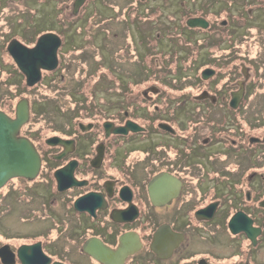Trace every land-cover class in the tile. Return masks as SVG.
<instances>
[{
    "label": "flooded vegetation",
    "instance_id": "af4514ba",
    "mask_svg": "<svg viewBox=\"0 0 264 264\" xmlns=\"http://www.w3.org/2000/svg\"><path fill=\"white\" fill-rule=\"evenodd\" d=\"M141 2H114L117 17L92 18L96 33L125 40L117 69L135 62L125 55L126 37L138 44V73L144 69ZM255 39L252 98L264 96V34ZM143 79L116 83L120 97L74 99L43 139L20 131L41 167L32 179L0 186V264H264V176L257 174L264 132L262 142L251 132L264 127V115L256 111L249 130L237 129L239 114L224 116L234 129L210 114L231 96L164 99L158 83ZM128 121L141 129L117 130Z\"/></svg>",
    "mask_w": 264,
    "mask_h": 264
},
{
    "label": "rangeland",
    "instance_id": "374dc122",
    "mask_svg": "<svg viewBox=\"0 0 264 264\" xmlns=\"http://www.w3.org/2000/svg\"><path fill=\"white\" fill-rule=\"evenodd\" d=\"M73 1L0 0V108L8 114H13L16 103L23 97L27 98L32 105V113L29 124L24 126L21 132L28 134L29 131H26L28 127L39 133L42 139L58 130L62 109L64 106L68 107V104L72 107L74 99L120 97L123 90L119 91L116 83L137 81L136 74L139 69L133 54L135 51L140 57L137 42L126 37L129 54L125 55L128 57L127 60L134 59L135 62H123L122 67L117 69L114 65L120 64L124 59L120 46L125 40H115V37L112 40L108 38L107 32L96 33L92 24L95 15L102 21L109 17L108 13L117 17L120 8L114 2L122 3L125 0H96L94 3L87 0L77 16L72 14ZM211 1L142 0L141 10L145 13V20L141 21V29L151 37L145 43H149L148 46L152 47L154 52L157 50L153 59L160 60L161 65H164L161 79H149V82L145 80V83L149 85L153 81L157 82L161 91L158 97L164 99L193 97L199 85L210 87V90L221 88V98L224 96L230 98V92L241 85L244 87L243 98L247 97V101L237 113L241 117L237 129L249 130L254 113L258 111L264 115V96L257 94V97L252 98L250 90L252 79L250 63H253L251 59H254L255 54L259 55L260 45L255 36L256 33L264 34V8L261 7L262 10L258 11L251 2L242 4L241 1L234 0L233 5L228 6L225 11L221 10L220 2H215L209 8ZM200 4L204 9L199 7ZM57 6H61V12ZM190 15L205 17L210 25L205 30H193L195 37L187 42L184 40L185 36L180 34L186 30L185 21ZM58 20L64 22L63 25ZM222 21L226 23L222 24ZM228 21L231 24H228ZM102 27L106 28L105 25ZM39 30H52L61 36L62 44L57 51L59 65L52 72L44 71L41 81L35 86L24 87L22 76L17 74L11 65L13 69L7 64H2L9 63V57L4 53V49L12 35H17L16 38L25 45L32 44L36 38V31ZM232 31H235L234 36L237 38L232 36ZM156 35H161L158 41L155 40ZM211 40L215 41V45L202 50L197 56L196 46L203 41L210 43ZM141 51L142 55L145 49ZM169 52L172 54V61L167 60ZM175 54L179 56L177 61H174ZM263 54L264 52L261 55ZM184 56L186 59L180 61ZM193 57L197 58L194 60ZM198 60L204 64H211L202 66ZM109 61L111 65L113 64L112 71L107 69ZM178 65L182 69V71L178 69L180 77L174 71V67ZM205 67L220 71L218 77L214 76L215 81H208L213 77L206 80L207 83H204L205 80L201 81L200 72ZM9 69L12 70L10 74ZM140 74L142 77L146 76V68ZM136 91L137 89H133L134 93ZM174 103L177 104L173 101V106ZM230 113L226 102L221 99V105L214 106L210 114L216 119L221 115V124L225 126L234 124L236 129V124L231 118L223 122V117ZM262 131L263 128L251 130L258 135L257 137ZM259 148L261 147L258 146ZM257 162L258 177L260 173L264 176V153L261 151H257ZM250 172L251 170L247 173ZM258 187H261V183Z\"/></svg>",
    "mask_w": 264,
    "mask_h": 264
},
{
    "label": "water",
    "instance_id": "95a60500",
    "mask_svg": "<svg viewBox=\"0 0 264 264\" xmlns=\"http://www.w3.org/2000/svg\"><path fill=\"white\" fill-rule=\"evenodd\" d=\"M85 0H74L73 12L76 13ZM190 27L206 28L208 22L202 17H194L187 20ZM61 45V38L54 32L42 33L32 47L24 45L18 39H12L7 44V51L25 75L28 86L35 85L42 77V70L51 71L58 66L57 50ZM215 73L213 68H205L202 78L208 79ZM208 93L203 92L198 97H207ZM243 96V87L231 93L230 106H238ZM214 99L213 96H211ZM29 119V108L27 99L19 100L15 107V117H10L0 110V186L12 177L34 178L40 168L41 159L33 143L24 136H18L21 126ZM141 129L136 123L128 121L125 127L117 130ZM257 140L256 138H253ZM58 137L48 140L51 144L59 142Z\"/></svg>",
    "mask_w": 264,
    "mask_h": 264
},
{
    "label": "trees",
    "instance_id": "16d2710c",
    "mask_svg": "<svg viewBox=\"0 0 264 264\" xmlns=\"http://www.w3.org/2000/svg\"><path fill=\"white\" fill-rule=\"evenodd\" d=\"M239 1H241V2H243V3H248V2H251V3H255V4H257L259 7H263L264 6V0H239ZM215 2H220L221 3V10H227L229 7L228 6H232L233 5V2H234V0H212L211 1V3L209 4V8H211V6H212V4H214ZM242 3V4H243ZM228 4V5H227ZM59 7L60 6H57V9L59 10ZM199 7H201V8H203L204 9V6L202 5V4H200V6ZM155 8H157V7H155ZM195 9H197V7H194ZM232 8V7H231ZM238 9V8H237ZM155 10H152V12H154ZM60 12V11H59ZM190 16H193V15H190ZM229 24H231V22L229 21ZM185 29H186V27H184ZM222 30H224L225 31V28H223ZM182 30H180V32H181ZM41 31L39 30V31H36V34H35V36L37 37L38 35H39V33H40ZM38 34V35H37ZM183 34L185 35V37H184V40H186L187 42H189L188 40H187V38H186V32L185 31H183ZM235 34V31H232V36ZM14 36H16L17 37V35H14ZM21 37V36H20ZM234 38H237V37H235V36H233ZM22 38H24V37H22ZM25 39V38H24ZM36 39V38H35ZM35 39H33V41H32V43L35 41ZM151 39V37L150 36H147L146 37V42L147 41H149ZM231 40H232V38H231ZM208 41H203L201 44H198L197 46H196V50H198V51H196V55L198 56L199 55V53H201L202 52V50H204V49H208L209 47H211V46H214L215 45V41H213V40H211L210 41V43H207ZM147 45H149V44H147ZM150 47V46H149ZM148 47V48H149ZM146 49V55H144V68H146V73H147V75L146 76H144V81L146 80V81H148L149 82V79H157V80H159V79H161L162 78V76H161V73L164 71L163 70V66L164 65H161V62H160V60H158V61H155V59H153V55H155V53H156V51L154 52L153 51V48L152 47H150V49ZM3 50V46L1 47V51ZM154 54H153V53ZM4 53L6 54V55H8V57H9V63H5V62H3L2 64H7V66H12L14 69H15V72L17 73V74H19V75H21L22 76V84H23V86L24 87H27L26 86V84H25V82H24V76L20 73V71L17 69V67H16V65H15V63L13 62V60L11 59V57L9 56V54L7 53V51H6V49H4ZM161 53H162V51H161ZM160 54V53H159ZM187 54H188V56H190V53L189 52H187ZM257 54H255L254 56H253V58L256 56ZM172 54H171V52H169V55H168V61H172ZM195 58H197V57H195ZM195 58L193 57V59L195 60ZM142 59H143V57H142ZM179 59V56L177 55V54H175V59H174V61H177ZM186 59V57L184 56V58L182 59V58H180V61H184ZM193 59H192V61L191 62H193ZM252 61H254V59H251ZM198 63H200V65H202V66H206V65H208V64H211V63H207V64H204V63H201V60H198L197 61ZM213 62H215L214 61V59H213ZM253 64V63H252ZM251 63H250V65H252ZM10 66V67H11ZM11 67V69H13ZM177 67V68H176ZM176 67H174V71H175V74H177V76L178 77H180L181 76V74H180V72H179V74H178V69L179 70H181L182 71V69L179 67V65L178 66H176ZM182 67H183V65H182ZM11 69H9V74L12 72V70ZM156 70H158V71H156ZM220 71H217L216 72V77H218V73H219ZM167 74H165V76H166ZM216 77H213L211 80H208L209 82H211V81H215L216 80ZM142 79V77H137V81H135V82H138V81H140ZM201 81H203L202 79H201ZM201 81H199V82H201ZM152 83H157V82H155V81H153ZM204 83H207V81H205ZM190 87V86H189ZM207 87H203L202 85H199L198 86V91L200 92V90H203V89H206ZM210 88V87H209ZM209 88H207V90L210 92V93H213V94H215V93H217V97H220L221 96V93L220 94H218V92H220L221 91V88H219V89H209ZM198 91H196V92H194V93H198ZM193 93V94H194ZM238 122V121H237ZM262 129V128H261ZM260 129V130H261ZM264 132V127H263V131H262V133ZM262 133H260V135L262 134ZM261 152H263L264 153V147H263V149L261 150ZM259 166V165H258ZM261 167V166H260ZM260 192H262V191H260ZM259 192V193H260ZM263 193H264V191H263Z\"/></svg>",
    "mask_w": 264,
    "mask_h": 264
}]
</instances>
